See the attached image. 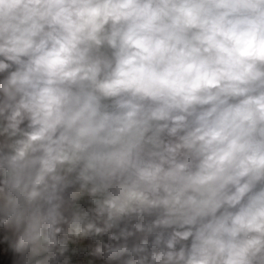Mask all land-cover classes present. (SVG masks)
Wrapping results in <instances>:
<instances>
[{
  "label": "clouds",
  "instance_id": "9594fccd",
  "mask_svg": "<svg viewBox=\"0 0 264 264\" xmlns=\"http://www.w3.org/2000/svg\"><path fill=\"white\" fill-rule=\"evenodd\" d=\"M0 264H264V0H0Z\"/></svg>",
  "mask_w": 264,
  "mask_h": 264
}]
</instances>
